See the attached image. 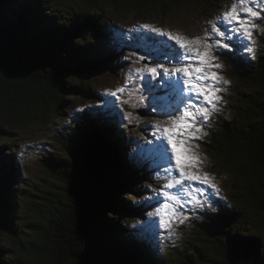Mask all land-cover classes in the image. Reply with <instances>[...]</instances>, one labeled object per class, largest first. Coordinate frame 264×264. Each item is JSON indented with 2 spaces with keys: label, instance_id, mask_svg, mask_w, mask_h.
<instances>
[{
  "label": "trees",
  "instance_id": "16d2710c",
  "mask_svg": "<svg viewBox=\"0 0 264 264\" xmlns=\"http://www.w3.org/2000/svg\"><path fill=\"white\" fill-rule=\"evenodd\" d=\"M71 1L86 8V14L59 24L46 17L41 0H0V106L11 115L10 129L23 122L56 120L66 108V103L60 104L65 97L85 103L106 94L107 85L101 83L98 90L93 85L96 74L104 80L109 74H123L126 57L89 49L110 39L112 29L102 14L106 7L137 12L136 20L144 12L180 1H203L212 10L221 0ZM222 59L230 79L247 91L237 92L230 115L214 118L204 142L228 165V193L211 194L221 196L219 206L214 215H202L193 223L197 243L179 249L177 264H220L216 256L224 257V264L264 259V40L254 62L234 58V53ZM83 115L85 120L96 112ZM109 132L105 121L89 120L76 139L71 138L65 160L53 163L54 186L40 210L43 217L33 222L39 234L33 242L28 231L24 242L17 240L25 259L3 263L2 252L0 264H164L147 259L150 249H156L160 227L143 216L140 187L145 170L136 169L134 162L127 166L123 141L111 142ZM5 135L8 132L0 128V235L10 236L9 188L19 166L5 153ZM132 189L140 192L132 195L140 199L135 204L124 200ZM116 211L125 217L126 227L114 218ZM136 217L142 220L140 226ZM239 220H246L250 230L231 233Z\"/></svg>",
  "mask_w": 264,
  "mask_h": 264
},
{
  "label": "rangeland",
  "instance_id": "374dc122",
  "mask_svg": "<svg viewBox=\"0 0 264 264\" xmlns=\"http://www.w3.org/2000/svg\"><path fill=\"white\" fill-rule=\"evenodd\" d=\"M232 2L233 0H221L212 10H209L207 4L203 1H180L172 7L165 6L163 10L154 8L153 11L144 12L136 20L134 18L139 16L137 12L129 13L125 10L117 12L116 8L108 6L102 14L106 18H103V20L109 22L107 23L108 27L112 29L110 39L90 44L89 49L102 52L115 51L120 57H129L130 53H135V55L126 59L123 69L120 70V72H123L122 75L117 73L112 76L109 74V78L106 80L101 74H96L93 77V85L96 86V90H98L101 83L107 85V92L103 97L94 98L95 101H86L85 103H81L80 99L73 96L65 97L60 104L65 105L66 103V108L56 120L51 119L47 123L43 120L23 122L16 130L10 129L11 115L5 114L4 107L0 106V128L8 132V135H5L8 142L5 143L8 147L5 153L13 156L19 166V170H16L15 182L9 188V205L12 206L10 208V221L12 222L9 223V227H11L13 234L10 236L0 235V253L3 252V263L11 262L13 257H23L25 259L26 255L17 245V240L24 242L27 239L26 232L28 231L30 233L29 239L33 242L37 236L35 233L39 234L36 231L38 227L34 226L33 222L43 217L40 210H44L43 205L48 203L46 201L47 194L53 189V163L65 160L67 149H70L71 138L75 137L76 139L79 131L87 125L89 120L108 123L111 128V132L107 134L108 139L112 142L117 138H121L123 141L121 149L122 152H126L127 166L131 167V162H134L136 169L145 170L146 177L141 180L142 186L140 187L144 191L140 193L132 189V191L125 194L126 199L124 200L130 204H135L140 199L133 197L138 193L142 194L141 199L146 205L143 216L160 227L157 229V236L159 237L156 241V249H150L151 254L147 259L150 261L157 259L164 264H177L179 249L183 250L188 247L189 242L190 244L197 243L194 240L196 238L195 233L198 230L193 226V223L200 219L202 215H214L221 196H216L218 193L211 195L214 192L213 189L205 185H186L188 187L187 193L183 190L179 192L176 189L173 190V194L179 195L180 205L167 201L172 205L167 210V214L164 212L160 215L155 214L156 209L166 202L162 196L158 195V191L169 178L163 168L159 166L160 161L154 145L149 143V141L158 143L153 127L154 122L166 118L160 112H157L156 108L161 107L163 103H172L175 106L180 103V100L179 97H176L171 101H157L156 96L175 94L167 92L159 79L142 78L134 72L136 67H142L144 64L151 65L153 60L156 59L163 60L161 53L164 51L163 46L159 43L162 38L140 29L139 25L147 23L188 38L203 39L205 33L211 35V26L219 22L222 12L227 10ZM41 4L44 6L46 17L49 20H55L59 24H67L75 16H82L87 12L86 8L80 6V3L71 0H41ZM221 26L223 27V25ZM228 27H231V25H228ZM253 39L255 40L254 57L243 48V45L248 43L247 40L240 39H235V48L229 51L228 55L234 53V58H245L254 62L259 49L263 45L264 20L259 21V28L256 30ZM169 45H171V42H169ZM199 50L203 51L202 45ZM224 51L227 50L221 49L216 53L218 58L214 63L222 65V68L218 71L224 79L230 81V84L225 85L221 82L217 85V87L225 89L219 93L222 100L217 102L216 110L209 120L203 122V132L197 134L199 139L191 141L194 150L200 154L203 160V170L215 177L220 188V195L222 192L223 196L228 193V180L231 178V173L227 172L228 165L222 161L216 152L205 146L204 142L207 141V137L211 132L210 126L216 123L214 118L218 119V117L230 115L232 110L231 101H235L237 92L238 95L241 91L247 92L227 75L228 68L222 59L224 55L220 54ZM139 56H144L145 59L133 63ZM94 57L96 56L94 55ZM148 82L157 85L159 90L149 87ZM120 87L124 88L123 92L117 93L116 96L110 94ZM193 100L196 103L201 102L195 97H193ZM1 105L3 104L1 103ZM84 111L87 112V115L95 111L96 115H90L88 119L83 120ZM196 145H199V147H195ZM129 170L130 168L127 171ZM193 193L200 200V204L197 205L191 199ZM216 197H219V200ZM215 205L217 206L215 207ZM173 207L177 210L178 215L171 220L172 228L161 227L160 219H167ZM116 214L114 218H117L118 224L122 228L126 227L125 217H121L122 213L116 211ZM134 219L136 225L140 226L142 220L137 217ZM131 220L130 222L133 223V220ZM181 220L183 222H180ZM238 230L249 231L250 225L246 220L236 221L231 233ZM119 231L125 232L123 229ZM214 260L220 264H224L226 261L222 256H216ZM26 263L32 264L29 261Z\"/></svg>",
  "mask_w": 264,
  "mask_h": 264
},
{
  "label": "snow or ice",
  "instance_id": "6c2138e0",
  "mask_svg": "<svg viewBox=\"0 0 264 264\" xmlns=\"http://www.w3.org/2000/svg\"><path fill=\"white\" fill-rule=\"evenodd\" d=\"M261 20H264V0H233L231 6L222 12L219 22L211 26V35L205 33L203 39L188 38L147 23L139 25L140 29L162 38L159 43L164 51L161 53L163 60L156 59L151 65L144 64L142 67H136L134 72L142 78L159 79L167 92L175 94L156 96L157 101H171L176 97L180 100L178 105L163 103L161 107L156 108V111L166 118L155 121L153 125L158 143L149 141L158 153L159 166L169 177L158 191V195L162 196L166 202L156 209V215L162 212L167 214V210L172 207L167 201L176 205L181 204L179 195L173 194L174 189L177 192L183 190L187 193L186 185L201 184L213 189L216 193L220 192L215 177L203 170V160L194 150L191 141L199 139L197 134L203 132V122L209 120L216 110L217 102L222 100L219 93L225 89L217 85L221 82L225 85L230 84V81L224 79L218 71L222 65L214 63L218 58L216 53L223 49L227 51L220 54L228 55V52L235 48V39H240L247 40L248 43L244 44L243 48L254 57L253 37ZM201 45L203 51L199 50ZM133 55L135 53H130L126 59ZM144 59V56H139L133 63ZM148 86L159 90L157 85L150 82ZM123 91L124 88L120 87L110 94L116 96ZM193 97L201 102L196 103ZM195 147L198 148L199 145ZM191 199L197 205L200 204V200L194 193ZM177 215L178 212L173 207L167 219H160V226L172 228L171 220Z\"/></svg>",
  "mask_w": 264,
  "mask_h": 264
},
{
  "label": "water",
  "instance_id": "95a60500",
  "mask_svg": "<svg viewBox=\"0 0 264 264\" xmlns=\"http://www.w3.org/2000/svg\"><path fill=\"white\" fill-rule=\"evenodd\" d=\"M250 264H264V259H257L252 261Z\"/></svg>",
  "mask_w": 264,
  "mask_h": 264
}]
</instances>
